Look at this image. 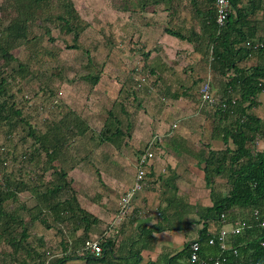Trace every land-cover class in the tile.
Instances as JSON below:
<instances>
[{
    "label": "crops",
    "instance_id": "crops-1",
    "mask_svg": "<svg viewBox=\"0 0 264 264\" xmlns=\"http://www.w3.org/2000/svg\"><path fill=\"white\" fill-rule=\"evenodd\" d=\"M263 7H248L242 0L230 9V19L237 20L233 25L253 41L264 40ZM110 8L97 18L103 36L96 60L104 64L97 82L82 78L77 87L68 88L69 93L60 88L58 93L60 109L72 110L96 133L110 111L124 133L118 145L83 147L81 156L88 160L68 173L80 206L97 219L92 240L99 245L110 242L112 248L100 256L89 253V261L64 264H168L199 237L202 215L211 207L203 160L209 150H223L226 142L219 131L214 133L217 107L202 104L199 90L209 82L213 95L220 98L228 76H223L220 65L212 67L199 43V39L207 43L211 31L206 8L194 12L182 3L172 16L164 10L141 11L135 0H112ZM167 30L193 40H181ZM104 33L111 35V42H105ZM235 60L238 69L264 67V51ZM89 74L95 73L86 71L83 76ZM250 114L263 126L264 90ZM227 145L232 148L230 139ZM258 147H264V138ZM147 149L152 157L144 169L146 185L134 193L128 211L118 219L119 200L133 187L138 158ZM214 187L225 191L226 180L216 179ZM248 213L236 209L232 222L247 220ZM233 240H228L229 247ZM202 249L208 257L217 255L205 243Z\"/></svg>",
    "mask_w": 264,
    "mask_h": 264
},
{
    "label": "trees",
    "instance_id": "trees-1",
    "mask_svg": "<svg viewBox=\"0 0 264 264\" xmlns=\"http://www.w3.org/2000/svg\"><path fill=\"white\" fill-rule=\"evenodd\" d=\"M51 1L3 0L0 3V264H64L74 259L89 261L90 256L84 246L92 240L90 234L95 231L93 227L97 219L80 206L68 173L88 160L86 155L81 156L83 147L98 146L104 142L118 145L117 141L124 136L120 125L113 123L116 119L114 112L108 113L107 121L96 133L75 112L60 109L59 91L50 87V80L41 84L42 90L27 86L29 81L38 78L31 63L36 58V48L31 50L32 56L28 61L17 59L13 50L21 43L31 49V42L38 40V36L31 34L34 22H42L40 28L48 40H52V27L46 24L51 20L52 24L57 22L61 34L71 36L72 47L80 46V37L88 28L72 0H56L58 10L55 14H51ZM135 1L141 11L157 13L164 10L170 16L182 3L194 12H202L206 8L211 31L207 43L202 39L199 43L204 55L211 56L212 67L220 65L223 76H228L226 93L220 98L215 97L219 103L225 102L227 108L222 110L217 107V125L214 128L215 134L217 131L222 134L226 146L221 151L209 150L203 160L211 207L204 210L199 237L187 243L180 253L171 257L168 264H213L214 257L205 255L202 244L207 245L208 238L215 236L223 225L233 223L236 209L249 212L247 221L251 228L234 237L231 249H237L238 255L234 257L228 250L225 254L229 262L237 259L245 264H264V246L261 244L264 243V230L252 216V211L258 210L260 220L264 219V147L254 145V138L264 124L262 126L250 114L256 106L258 93L264 90V67L238 69L235 66V58L238 60L239 56L243 58L253 51H264V40L249 39L233 25L237 20H231L230 13L218 34L215 0ZM241 2L231 0V7L236 8ZM247 3L248 7H255L264 4V0H247ZM237 13L241 21L240 11ZM167 32L181 40H193L175 31ZM247 42L251 46L240 45ZM255 43H262V48L253 49ZM83 49L86 71L95 74L82 75L79 79L90 78L95 84L104 64L96 60V49ZM25 92H30L34 98L42 94L47 103L29 101L23 96ZM88 132L91 141L87 139ZM228 139L232 148L227 145ZM216 179L226 180L225 191L214 187ZM21 195L26 197L25 201H20ZM221 214L225 217L223 222ZM35 223L60 235L58 253H53L44 241L33 240L31 229ZM193 241L199 242L201 248L199 260L191 263L189 248ZM100 246L102 253L112 248L110 242ZM209 247L215 248L218 255V244Z\"/></svg>",
    "mask_w": 264,
    "mask_h": 264
},
{
    "label": "rangeland",
    "instance_id": "rangeland-1",
    "mask_svg": "<svg viewBox=\"0 0 264 264\" xmlns=\"http://www.w3.org/2000/svg\"><path fill=\"white\" fill-rule=\"evenodd\" d=\"M72 1L81 19L85 24L88 25V28L85 30L82 37H80V46L72 47L71 36L61 34L58 23L55 22L54 24H52L51 20L46 25L52 27L50 36L52 40H48V37L43 35V31L40 28L42 22L36 21L32 25L31 34L38 36V40L31 42V49H28V45L21 43L13 50V54L17 59L21 61H28L30 59V56H32L31 53L33 51L31 50H34V48H36V58H34L31 63L34 69L37 71L36 73L38 75V78L36 80L29 81V83L27 84L29 88L31 87L34 90H42L43 87L41 84L50 80V87L56 88L57 90L60 88L64 92L69 93L70 89L68 88L74 86L77 87L79 85V82L81 81L79 79L80 76H82L87 70L84 65L85 62H83V48H88L89 50L94 51L97 48L98 42L101 41L102 44L101 36H103V33L102 31L98 30L99 26L97 18L98 16H104L102 13L103 10L107 8L111 9L110 7L112 4V0ZM2 2L3 0H0V3ZM57 8V1L52 0L50 2L51 14H55L58 10ZM104 39L105 42H111V35L107 36L106 34L104 36ZM68 45H70V47H68ZM24 88L27 89V87ZM31 95L32 94L30 92H25L23 96L25 99L34 101V103L36 104L45 105V103H47L46 97L42 94H40V96L37 98H34ZM1 141L2 138L0 139V142ZM25 200L26 197L24 195H21L20 201ZM31 234L33 240L44 241L47 247L52 249L53 253L59 252V242L57 241V239L59 240V238L61 237L55 230H45L39 223H35L31 229ZM52 260H54V258Z\"/></svg>",
    "mask_w": 264,
    "mask_h": 264
},
{
    "label": "built area",
    "instance_id": "built-area-1",
    "mask_svg": "<svg viewBox=\"0 0 264 264\" xmlns=\"http://www.w3.org/2000/svg\"><path fill=\"white\" fill-rule=\"evenodd\" d=\"M231 0H215V22L217 25V33L221 31V29L225 26L228 15L231 9ZM246 46H251L249 42L246 43ZM262 43H255L252 45L253 49L262 48ZM212 51L210 50V54ZM210 60H212L210 56ZM143 80V79H142ZM60 95V94H59ZM199 100L202 104H206L212 107H219L222 110L227 108L225 102L219 103L215 96L213 95L209 82H204L199 90ZM264 138V135L258 134L254 138V145L258 147L261 143V140ZM152 157V153L149 149H147L144 153H142L138 158L137 164V172L135 177V183L133 187L126 191L123 196L119 200V210H118V219L123 216L129 209L130 201L134 195V193L138 190H141L146 185L145 183V166L147 161ZM252 216L254 220L258 221V225L261 229L264 230V219L260 220V212L258 210L252 211ZM221 220L224 221L225 217L221 214ZM251 228V224L247 220H238L233 222L227 228V225H223L219 232L215 236H210L207 240L208 246H214L218 244L219 253L213 259V264H245L240 260L235 259L234 262L230 263L228 256H226V252L231 250V253L234 257H237L238 251L235 248L228 246V240L232 237L240 236L245 230ZM264 246V243H261ZM200 243L197 241H193L190 243V257L189 262L193 263L199 260L200 256ZM84 250L94 256H100L102 253V248L99 245L98 241H88L85 243Z\"/></svg>",
    "mask_w": 264,
    "mask_h": 264
}]
</instances>
